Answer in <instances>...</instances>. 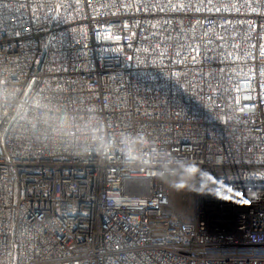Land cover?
Returning <instances> with one entry per match:
<instances>
[{"label":"built area","instance_id":"1","mask_svg":"<svg viewBox=\"0 0 264 264\" xmlns=\"http://www.w3.org/2000/svg\"><path fill=\"white\" fill-rule=\"evenodd\" d=\"M0 264H264V0H0Z\"/></svg>","mask_w":264,"mask_h":264},{"label":"rangeland","instance_id":"2","mask_svg":"<svg viewBox=\"0 0 264 264\" xmlns=\"http://www.w3.org/2000/svg\"><path fill=\"white\" fill-rule=\"evenodd\" d=\"M164 186L169 191V200L172 207L183 219L189 218L194 212V186L186 174L168 177L164 180ZM229 230L230 224L213 226Z\"/></svg>","mask_w":264,"mask_h":264},{"label":"bare ground","instance_id":"3","mask_svg":"<svg viewBox=\"0 0 264 264\" xmlns=\"http://www.w3.org/2000/svg\"><path fill=\"white\" fill-rule=\"evenodd\" d=\"M246 189V181H237L236 190ZM247 203H242V199H234V205H232V213H248L250 206H252V198H245ZM239 214H230V222H238Z\"/></svg>","mask_w":264,"mask_h":264},{"label":"snow or ice","instance_id":"4","mask_svg":"<svg viewBox=\"0 0 264 264\" xmlns=\"http://www.w3.org/2000/svg\"><path fill=\"white\" fill-rule=\"evenodd\" d=\"M5 138H7V134L5 133ZM247 203V200L245 201Z\"/></svg>","mask_w":264,"mask_h":264}]
</instances>
